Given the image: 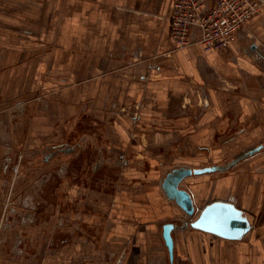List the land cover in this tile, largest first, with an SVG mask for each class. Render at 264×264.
<instances>
[{"label": "crops", "instance_id": "1", "mask_svg": "<svg viewBox=\"0 0 264 264\" xmlns=\"http://www.w3.org/2000/svg\"><path fill=\"white\" fill-rule=\"evenodd\" d=\"M202 1L207 6L214 0ZM255 1L263 3L259 14L240 28L228 48L209 52L201 48L196 26L190 45H175L169 30L172 0L65 1L76 5V27L65 31L63 49L70 55L57 66L66 69L63 77L75 86L76 99L93 102L90 109L82 103V116L94 119L86 123L108 125L111 146L123 153L125 166L191 163L196 150H246L237 158L256 149L214 184L228 198L205 202L214 172L191 175L198 177V186L184 188L198 212L214 201L243 210L251 226L242 238L224 239L184 226L188 217L162 189L171 169L153 185L144 177L124 213L128 220L110 217L107 235L98 239L107 251L94 255L96 264H264V0ZM71 43L74 52L67 48ZM63 212V219L44 222L46 230L58 228L62 240L68 238V212ZM153 214L163 221L157 223ZM165 224L174 225L171 261L162 238ZM29 239L34 246L41 243L35 233ZM52 243L49 238L43 252L17 250L16 255L33 264H68L71 253L54 251ZM70 259L79 264L83 253Z\"/></svg>", "mask_w": 264, "mask_h": 264}, {"label": "rangeland", "instance_id": "2", "mask_svg": "<svg viewBox=\"0 0 264 264\" xmlns=\"http://www.w3.org/2000/svg\"><path fill=\"white\" fill-rule=\"evenodd\" d=\"M63 1L0 0V264H33L17 250L43 252L49 238L54 251H78L84 257L79 264H96L94 255L107 251L98 239L107 235L110 217L128 220L124 213L144 177L153 185L173 168L223 166L246 151L196 150L191 163L125 166L123 153L111 146L108 125L86 123L93 118L82 116V103L90 109L93 102L77 100L75 86L64 80L66 69L57 66L70 55L63 49L65 31L76 27V5ZM73 46L67 48L74 52ZM236 170L235 164L211 175L205 202L229 197L214 184ZM197 179L187 177L180 185L193 190ZM63 211L68 238L62 240L59 229L46 230L44 222L63 219ZM193 218L178 222L188 227ZM34 233L41 242L36 246L29 239ZM71 254L67 262L76 264Z\"/></svg>", "mask_w": 264, "mask_h": 264}, {"label": "built area", "instance_id": "3", "mask_svg": "<svg viewBox=\"0 0 264 264\" xmlns=\"http://www.w3.org/2000/svg\"><path fill=\"white\" fill-rule=\"evenodd\" d=\"M263 6L255 0H172L169 15L170 36L178 48L190 45V30H200L198 40L206 51H222L236 39L240 28L256 17Z\"/></svg>", "mask_w": 264, "mask_h": 264}, {"label": "water", "instance_id": "4", "mask_svg": "<svg viewBox=\"0 0 264 264\" xmlns=\"http://www.w3.org/2000/svg\"><path fill=\"white\" fill-rule=\"evenodd\" d=\"M255 151L256 149L249 150L223 166H210L197 169L180 167L172 169L163 179L162 189L167 198L173 200L188 217H195L198 210L197 212L195 211L191 194L186 189L180 187L181 182L191 175L225 170L238 160L253 154ZM187 225L192 229L208 232L229 240L242 238L250 230L251 226L243 210L237 208L232 202L223 201H214L207 204L200 210L198 216L188 222ZM173 228V224H165L162 227V238L170 261L173 257V241L171 236Z\"/></svg>", "mask_w": 264, "mask_h": 264}, {"label": "bare ground", "instance_id": "5", "mask_svg": "<svg viewBox=\"0 0 264 264\" xmlns=\"http://www.w3.org/2000/svg\"><path fill=\"white\" fill-rule=\"evenodd\" d=\"M194 203V202H193ZM194 208H195V205H194ZM195 211H196V209H195ZM200 212V211H199ZM199 212H197V214L195 215V217H197L198 216V214H199ZM187 216V215H186ZM188 217V216H187ZM194 217V218H195ZM248 219V218H247ZM249 221V220H248Z\"/></svg>", "mask_w": 264, "mask_h": 264}, {"label": "flooded vegetation", "instance_id": "6", "mask_svg": "<svg viewBox=\"0 0 264 264\" xmlns=\"http://www.w3.org/2000/svg\"><path fill=\"white\" fill-rule=\"evenodd\" d=\"M69 149H70V148H69ZM69 149H68V150H69ZM71 149H72V148H71Z\"/></svg>", "mask_w": 264, "mask_h": 264}]
</instances>
